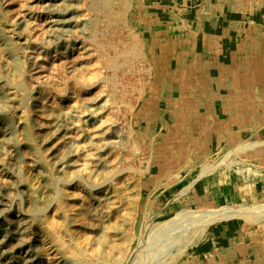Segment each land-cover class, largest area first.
I'll return each mask as SVG.
<instances>
[{
  "label": "rangeland",
  "instance_id": "1",
  "mask_svg": "<svg viewBox=\"0 0 264 264\" xmlns=\"http://www.w3.org/2000/svg\"><path fill=\"white\" fill-rule=\"evenodd\" d=\"M0 38V263L194 264L223 220L159 200L184 176L256 174L264 0H0ZM210 128L231 149L200 162ZM260 205L232 218L264 234ZM179 212L195 218L163 237Z\"/></svg>",
  "mask_w": 264,
  "mask_h": 264
},
{
  "label": "crops",
  "instance_id": "2",
  "mask_svg": "<svg viewBox=\"0 0 264 264\" xmlns=\"http://www.w3.org/2000/svg\"><path fill=\"white\" fill-rule=\"evenodd\" d=\"M215 112V111H214ZM216 121V113L212 115ZM212 124H215L212 123ZM231 129V128H229ZM208 133L199 134L193 132L191 136V153L200 162L216 154L218 150L229 151L231 149V132L224 131L218 138L214 129H208ZM185 133V132H184ZM182 134L183 142L188 139ZM191 135V134H190ZM264 134L256 136V145L250 151L251 161L256 163V174L245 177L243 180L231 179V171L210 170L205 175L197 174L192 182L188 183L186 176L177 181L178 192L175 198H161L160 210L190 209L192 211L215 210L216 208L233 207L251 202L254 199L264 198ZM181 137V138H182ZM180 139V137L178 138ZM244 139H241L242 143ZM260 141V142H259ZM218 149V150H217ZM196 166L193 169L195 174ZM190 170V169H189ZM199 171V170H198ZM252 173H254L252 171ZM187 182V183H186ZM186 183V184H184ZM182 192V195H179ZM213 208V209H210ZM196 209V210H195ZM243 218H226L220 223L210 226L205 237V242L197 244L192 250L194 264H264V234L261 231L250 230L243 224Z\"/></svg>",
  "mask_w": 264,
  "mask_h": 264
},
{
  "label": "bare ground",
  "instance_id": "3",
  "mask_svg": "<svg viewBox=\"0 0 264 264\" xmlns=\"http://www.w3.org/2000/svg\"><path fill=\"white\" fill-rule=\"evenodd\" d=\"M1 39V38H0ZM14 62V61H13ZM17 62V61H16ZM17 65V64H16ZM12 66H14V65H12ZM12 68V67H11ZM14 71H15V73L16 74H18V71H19V69H17V67L16 66H14ZM21 71V70H20ZM20 75V74H19ZM18 75V76H19ZM3 91V90H2ZM4 95V94H3ZM7 95V94H6ZM10 96V95H9ZM1 98V97H0ZM3 99V98H2ZM4 99H5V97H4ZM4 99H3V101H4ZM7 99V98H6ZM9 100H7V102H8ZM4 102H6V101H4ZM3 103V102H2ZM4 104H6V103H4ZM3 104V105H4ZM10 104V103H9ZM2 105V104H1ZM5 106H8V105H5ZM8 108V107H7ZM6 108V109H7ZM6 111H8V110H6ZM103 129V128H102ZM8 131V130H7ZM106 132V131H105ZM6 133V132H5ZM107 133V132H106ZM105 140V139H104ZM69 183V182H68ZM263 207H264V205H260V206H257V207H255V209H258V210H255V214H252L251 216H255L254 218H256V217H258L259 215H260V212L261 211H263L264 209H263ZM242 208H244V207H242ZM247 208V207H246ZM240 209V208H239ZM237 210V209H234V208H231V207H229V208H223V210H221L220 209V211H217V212H212V213H209L208 212V210H207V212H198V214L199 215H196V217L198 218V219H195V220H198V224L200 225V227L202 228V229H204L205 227H207L208 225H210V224H212V223H214V222H217L218 220H223V219H226V218H231V217H234V216H238V215H241L242 214V212L243 213H246V212H244L243 210ZM263 209V210H262ZM248 212V211H247ZM252 212V211H251ZM251 212H249V213H251ZM192 214L194 215L195 213H193L192 212ZM191 214V212H179V213H177L176 215H175V217L172 219V220H170L168 223H169V226L168 227H166V229H164V230H162V232L164 231V234H163V237L164 236H166V238H167V236L168 235H172L173 233H174V228H175V226H181L182 225V222H183V224L185 223V222H187L188 221V223H189V220L191 221V219L193 220L194 218H195V216H193ZM204 214H205V216H204ZM207 214V215H206ZM247 216V215H246ZM200 220V221H199ZM192 222V221H191ZM167 223V224H168ZM187 223V224H188ZM193 223H194V221H193ZM186 224V223H185ZM182 227V226H181ZM185 227V226H184ZM48 229V228H47ZM177 229H179L178 227H177ZM201 230V229H200ZM48 231V230H47ZM54 232H49L48 233V236L50 237V239H51V241L54 243V246L57 248V249H63V243H62V240L60 241V239H58L54 234H53ZM57 234V233H56ZM174 235V234H173ZM48 237V238H49ZM170 237V236H169ZM172 237V236H171ZM163 239V238H162ZM172 240V239H171ZM49 241V240H48ZM50 242V241H49ZM51 242V243H52ZM65 244V243H64ZM53 246V247H54ZM50 247V246H49ZM69 247V246H68ZM48 247H46V249H47ZM45 249V250H46ZM71 249V248H70ZM50 250V249H49ZM72 250V249H71ZM46 251H48V250H46ZM70 251V250H69ZM50 252V251H49ZM52 252V251H51ZM54 253H55V251H54ZM53 253V254H54ZM62 253V252H61ZM57 254V253H56ZM63 254V253H62ZM65 254H67V253H65ZM51 255V254H50ZM64 255V254H63ZM2 256V255H1ZM79 256H80V254H79ZM53 257H54V255H53ZM74 257V256H73ZM8 260V259H7ZM25 260V259H24ZM27 260V259H26ZM30 260V259H29ZM28 261V260H27ZM2 262V261H1ZM25 262V261H24ZM29 262V261H28ZM22 263V262H21ZM1 264V263H0ZM26 264V263H25Z\"/></svg>",
  "mask_w": 264,
  "mask_h": 264
}]
</instances>
